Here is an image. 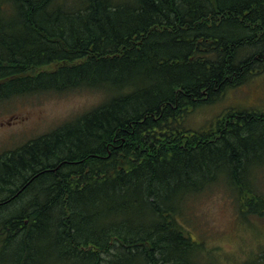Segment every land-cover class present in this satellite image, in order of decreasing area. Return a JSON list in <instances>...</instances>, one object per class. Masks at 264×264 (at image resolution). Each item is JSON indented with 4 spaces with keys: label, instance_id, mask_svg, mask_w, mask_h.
Instances as JSON below:
<instances>
[{
    "label": "trees",
    "instance_id": "trees-1",
    "mask_svg": "<svg viewBox=\"0 0 264 264\" xmlns=\"http://www.w3.org/2000/svg\"><path fill=\"white\" fill-rule=\"evenodd\" d=\"M263 69L264 0H0V103L102 94L0 153V264H218L188 211L264 219V109L183 121Z\"/></svg>",
    "mask_w": 264,
    "mask_h": 264
},
{
    "label": "rangeland",
    "instance_id": "rangeland-1",
    "mask_svg": "<svg viewBox=\"0 0 264 264\" xmlns=\"http://www.w3.org/2000/svg\"><path fill=\"white\" fill-rule=\"evenodd\" d=\"M101 95L78 91L1 102L0 153L90 109L100 102ZM256 109H264V69L247 84L229 89L219 100L197 107L184 119L183 127L190 131L206 129L231 110ZM187 221L193 236L215 251L218 264H264V219L240 218L233 195L226 188L216 186L200 195L188 211Z\"/></svg>",
    "mask_w": 264,
    "mask_h": 264
}]
</instances>
